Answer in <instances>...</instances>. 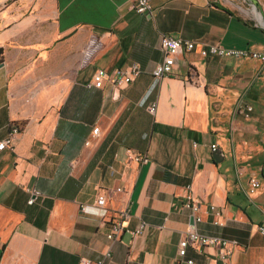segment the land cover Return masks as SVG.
I'll list each match as a JSON object with an SVG mask.
<instances>
[{"label": "crops", "instance_id": "obj_1", "mask_svg": "<svg viewBox=\"0 0 264 264\" xmlns=\"http://www.w3.org/2000/svg\"><path fill=\"white\" fill-rule=\"evenodd\" d=\"M130 4L0 0V140L20 130L0 152V264H78L108 249L104 264H222L211 245L178 255L189 193L198 231L238 242L232 264H264V63L199 54L213 43L264 51V0H152L146 14ZM163 34L197 47L155 78ZM132 65L133 82L92 85L97 69ZM239 101L248 118L233 113ZM114 187L128 227L148 225L111 243L94 200Z\"/></svg>", "mask_w": 264, "mask_h": 264}, {"label": "built area", "instance_id": "obj_2", "mask_svg": "<svg viewBox=\"0 0 264 264\" xmlns=\"http://www.w3.org/2000/svg\"><path fill=\"white\" fill-rule=\"evenodd\" d=\"M131 8L137 13L146 14L152 10V0H131ZM161 49L163 51V58L158 62L152 70V75L155 78L170 75L173 72V66L179 54L185 51L195 50L197 43L193 40L175 37L168 34H163L160 40ZM201 56H217V57H231V58H245L250 57L257 59L264 63V51L258 52L247 48H231L225 47L220 43L202 44L199 48ZM141 73L139 66L132 65L130 67H120L113 70H106L103 68L97 69L92 76V85L101 88L105 83H110L113 86H124L133 82ZM157 108V102L152 101L148 104V112L154 114ZM252 106L243 102H237L233 108L234 114H240L245 118L250 116ZM19 128L11 126L6 136L0 140V152L5 149H13V142L16 135L19 133ZM94 134H98V128L93 129ZM213 151L216 150V144L211 145ZM130 158L138 162L145 163L149 160L147 155L138 154L131 155ZM239 173V172H238ZM261 186V182L251 177L249 179V192H254ZM190 188V186H188ZM123 188H105L99 192L94 200V205L104 211L105 221L108 223L106 236L111 243L118 241L124 233H129L132 236L139 235L147 228V222L141 220L139 224L131 229L128 227V219L130 217L129 199H114V193L122 192ZM35 193H37L35 191ZM113 201L115 206L113 209L108 208V202ZM184 206L190 210L193 222L189 224L182 233V238L179 242L178 255L184 256L188 245L195 246H214L216 247V256L222 264H232L231 256L234 247L238 246L236 240H230L221 235H207L201 233L196 228V224L202 221L200 215L201 204L197 198L192 194L186 196ZM216 215H219L215 206H210ZM81 210L86 209V204L80 205ZM258 229L264 234V225H259ZM111 257V250L108 249L102 257L98 259H91L81 256L78 264H104V262ZM188 263H193V260H188Z\"/></svg>", "mask_w": 264, "mask_h": 264}, {"label": "water", "instance_id": "obj_3", "mask_svg": "<svg viewBox=\"0 0 264 264\" xmlns=\"http://www.w3.org/2000/svg\"><path fill=\"white\" fill-rule=\"evenodd\" d=\"M214 158L217 160V154L214 155ZM192 222H193V218H192Z\"/></svg>", "mask_w": 264, "mask_h": 264}]
</instances>
